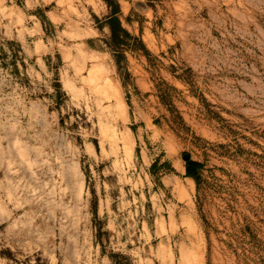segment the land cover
Here are the masks:
<instances>
[{
	"label": "rangeland",
	"instance_id": "1",
	"mask_svg": "<svg viewBox=\"0 0 264 264\" xmlns=\"http://www.w3.org/2000/svg\"><path fill=\"white\" fill-rule=\"evenodd\" d=\"M113 2L0 0V264H264V0Z\"/></svg>",
	"mask_w": 264,
	"mask_h": 264
},
{
	"label": "trees",
	"instance_id": "2",
	"mask_svg": "<svg viewBox=\"0 0 264 264\" xmlns=\"http://www.w3.org/2000/svg\"><path fill=\"white\" fill-rule=\"evenodd\" d=\"M109 6L111 8V14L107 16L105 24L110 29V46L114 48V56L119 63L121 56L123 55L124 46H129L127 39H135L133 35L122 26L119 13L120 7L118 3H114L113 0H109ZM119 48V49H115ZM203 165L201 162L191 159L186 160V176L194 179L197 183L200 179V170Z\"/></svg>",
	"mask_w": 264,
	"mask_h": 264
},
{
	"label": "water",
	"instance_id": "3",
	"mask_svg": "<svg viewBox=\"0 0 264 264\" xmlns=\"http://www.w3.org/2000/svg\"><path fill=\"white\" fill-rule=\"evenodd\" d=\"M183 157H184L185 160H188V159L190 158V155H189L188 153H185V154L183 155Z\"/></svg>",
	"mask_w": 264,
	"mask_h": 264
}]
</instances>
